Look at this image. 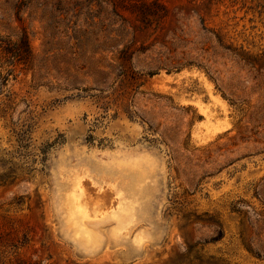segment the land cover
Here are the masks:
<instances>
[{"label": "rangeland", "instance_id": "obj_1", "mask_svg": "<svg viewBox=\"0 0 264 264\" xmlns=\"http://www.w3.org/2000/svg\"><path fill=\"white\" fill-rule=\"evenodd\" d=\"M1 77L0 264H264V0H0Z\"/></svg>", "mask_w": 264, "mask_h": 264}, {"label": "trees", "instance_id": "obj_2", "mask_svg": "<svg viewBox=\"0 0 264 264\" xmlns=\"http://www.w3.org/2000/svg\"><path fill=\"white\" fill-rule=\"evenodd\" d=\"M4 49L6 50V52L9 54V56L11 57V59L16 60V61H22V62H28L30 60L31 57V49H30V45H29V38H28V33L23 30L20 37H19V42H12V41H8L6 46H3ZM0 85H5L4 81V77L0 78ZM60 140H58L59 142ZM50 146V145H46V147H44L42 149V152L44 153L45 149ZM7 177H10L9 175H0V181L5 182L8 180ZM221 237V233L217 236H214L212 239L213 240H217L218 238ZM257 255H259L258 252H255Z\"/></svg>", "mask_w": 264, "mask_h": 264}]
</instances>
